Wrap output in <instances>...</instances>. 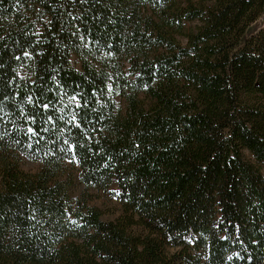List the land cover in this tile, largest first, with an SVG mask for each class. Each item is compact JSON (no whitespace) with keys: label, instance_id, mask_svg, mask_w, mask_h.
I'll return each mask as SVG.
<instances>
[{"label":"trees","instance_id":"1","mask_svg":"<svg viewBox=\"0 0 264 264\" xmlns=\"http://www.w3.org/2000/svg\"><path fill=\"white\" fill-rule=\"evenodd\" d=\"M263 16L0 0V264H264Z\"/></svg>","mask_w":264,"mask_h":264},{"label":"rangeland","instance_id":"2","mask_svg":"<svg viewBox=\"0 0 264 264\" xmlns=\"http://www.w3.org/2000/svg\"><path fill=\"white\" fill-rule=\"evenodd\" d=\"M262 20L264 22V16L262 17ZM20 164L24 170L31 172L37 171L40 166L38 162L29 160L27 158H23ZM68 168L70 169V171L75 172L74 167H72L70 163H68ZM83 188L84 186L79 182L77 172H75L73 184L70 187L71 196L75 197L79 195ZM89 196V203L101 210V218L103 220H113L117 218L123 211L120 202L108 192L90 189Z\"/></svg>","mask_w":264,"mask_h":264}]
</instances>
